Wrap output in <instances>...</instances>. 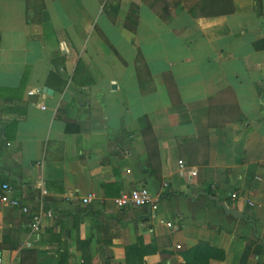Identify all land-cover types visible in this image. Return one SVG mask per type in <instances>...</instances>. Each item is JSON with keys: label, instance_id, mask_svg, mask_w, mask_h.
<instances>
[{"label": "crops", "instance_id": "crops-1", "mask_svg": "<svg viewBox=\"0 0 264 264\" xmlns=\"http://www.w3.org/2000/svg\"><path fill=\"white\" fill-rule=\"evenodd\" d=\"M201 1L0 0V191L52 211L0 203L2 264H264V0Z\"/></svg>", "mask_w": 264, "mask_h": 264}, {"label": "built area", "instance_id": "built-area-1", "mask_svg": "<svg viewBox=\"0 0 264 264\" xmlns=\"http://www.w3.org/2000/svg\"><path fill=\"white\" fill-rule=\"evenodd\" d=\"M179 165L182 166V162H179ZM193 176L196 175L195 172L192 173ZM12 189L8 184H3L1 186L0 191V203L4 206H8L11 208H18L21 212L28 216L29 218V229L31 233H37L43 221L45 219L52 217L51 209H40L35 212H31L28 207L23 206L19 199L12 198L9 194L11 193ZM231 199H236L237 194L232 193L230 195ZM82 202L87 204L90 202V197L82 199ZM153 199L151 197L150 191L145 187H139L129 191L128 193H124L117 197L114 200V204L118 209L127 208V207H142L147 205H152ZM249 206H253V203L248 202ZM166 226L171 227L169 223ZM0 264H2V258L0 257Z\"/></svg>", "mask_w": 264, "mask_h": 264}, {"label": "trees", "instance_id": "trees-1", "mask_svg": "<svg viewBox=\"0 0 264 264\" xmlns=\"http://www.w3.org/2000/svg\"><path fill=\"white\" fill-rule=\"evenodd\" d=\"M210 2H215L216 0H209ZM256 9L261 7V0H254ZM204 3V0L201 1V4ZM219 3L222 4V10H219V14L221 15H227L232 14L234 12V7L232 4V0H219ZM166 6V0H156V5L153 7L155 11L158 10V8H164ZM139 63V62H138ZM141 127V135L147 136L152 135V128L149 120L144 117L141 120L140 123ZM78 131V128H76ZM152 145H156L155 142L151 141ZM152 175H155L156 172L154 170L150 171ZM141 248L137 250V253L139 252ZM249 245L244 250V253L242 255V258L240 260L239 264H246V261L249 256ZM143 254H154L155 251H147L145 249L142 250ZM181 256L184 260L185 264H209L210 260H218L223 261L224 260V253L221 250H218L216 248L210 247L207 244L199 243L194 245L193 247L186 249L181 252ZM84 264H89V261L86 257H84Z\"/></svg>", "mask_w": 264, "mask_h": 264}, {"label": "water", "instance_id": "water-1", "mask_svg": "<svg viewBox=\"0 0 264 264\" xmlns=\"http://www.w3.org/2000/svg\"><path fill=\"white\" fill-rule=\"evenodd\" d=\"M43 92H46V93H48V94H51V91L48 90V89H46V88L43 89ZM225 211H226L228 214H229V213L232 214L234 217H240V216H241V215L235 213L234 211H229V210H227V209H225Z\"/></svg>", "mask_w": 264, "mask_h": 264}]
</instances>
